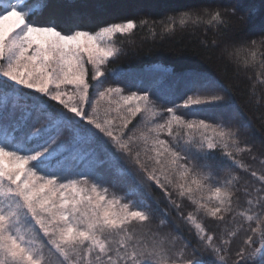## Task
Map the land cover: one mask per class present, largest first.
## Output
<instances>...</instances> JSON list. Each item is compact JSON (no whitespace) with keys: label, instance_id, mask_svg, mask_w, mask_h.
<instances>
[{"label":"snow or ice","instance_id":"obj_1","mask_svg":"<svg viewBox=\"0 0 264 264\" xmlns=\"http://www.w3.org/2000/svg\"><path fill=\"white\" fill-rule=\"evenodd\" d=\"M46 7L48 0L39 4L0 2V128H4L8 99L14 96L24 101L13 131L5 129L0 135V264H47L43 247L54 248L60 264H161L165 256L168 264H223L220 253L229 242L209 235L196 223L193 212L187 214V220L195 225L198 246L184 241L178 259L156 246L147 248L142 226L151 223L156 213L161 219L159 227L166 226L168 212L155 202L136 198L145 185L158 186L164 190L168 206L177 211L181 208L177 199L184 198L195 205L196 213L219 220L225 219L224 213L235 211L233 197L238 189L229 178L238 165L231 151L221 149V144L224 148L239 146L237 132L225 128L228 114L222 112L211 124L177 114L191 107L226 108L230 101L221 94L223 89L204 76L184 77L188 90L183 104L172 101L165 109L170 116L163 123H149L148 116L156 113L148 90L121 95L123 88L108 87L99 91V97L118 96V113L126 106L117 125L108 118L107 110L101 117L99 101L93 98L103 83L102 66L118 53L108 41L118 34H130L147 20L138 24L128 18L102 23L95 30L73 23L66 30L54 18L34 19L36 12ZM236 12L233 8L229 15ZM193 14L185 11L180 23ZM203 14L210 17L207 23L227 27L219 9H205ZM196 19L202 15L197 14ZM240 20L247 23L244 16ZM259 43L264 45V28ZM256 45V40L249 42L250 47ZM86 64L92 65L95 84L89 82ZM90 88L95 90L92 94ZM141 113L147 131L133 123ZM210 128L213 136L208 135ZM182 129L190 135L185 144L180 143ZM65 133L68 140L62 139ZM162 135L171 139H162ZM97 146L104 158L97 154ZM74 153L96 157L97 169L106 162L123 169L130 182L122 189L123 195L109 193L114 185L96 170L65 175L67 168L61 161ZM177 173L183 183L176 182ZM259 180L264 191V173ZM191 185L212 196L201 203L192 196ZM258 203L264 215V201ZM260 222L264 224V220ZM41 231L47 240L37 247L35 236ZM258 231L261 243L257 247ZM244 236L231 264H264V230L250 227ZM166 238L175 240L171 235Z\"/></svg>","mask_w":264,"mask_h":264},{"label":"trees","instance_id":"obj_2","mask_svg":"<svg viewBox=\"0 0 264 264\" xmlns=\"http://www.w3.org/2000/svg\"><path fill=\"white\" fill-rule=\"evenodd\" d=\"M28 2L39 4L43 0ZM233 8L237 9L235 16L229 15ZM205 9L208 12L219 9L227 27L220 26L218 22L207 23L210 17L203 14ZM189 10L194 14L184 17V23L181 24L182 14ZM197 14L202 15V19L197 20ZM241 16L247 19V23L240 20ZM49 18H54L66 30L73 23L95 30L102 23L122 22L131 18L139 24L141 20H147V24L130 34H118L110 40L118 53L102 66L105 75L100 78L103 83L98 91L92 88L89 90L90 94L95 91L93 98L94 101H99L97 107L101 117L103 118L107 110L108 118L113 119L117 125L126 114V106L118 113V96L112 94L103 99L99 97V91L108 87L123 88L121 95L148 90L156 113L155 116H148L149 123H163L170 116L165 109L172 106V101L183 104L182 97L188 90L184 77L204 76L223 89L221 94L230 101L226 108L191 107L181 109L177 114L184 115L186 120L205 119L210 124L222 112L228 114L225 128L230 127L233 132H237L239 146L224 148L221 144V149L231 151L238 165V170H234L229 178L231 184L238 189L233 197L235 211L224 213L225 219L219 220L205 216L202 212L196 213L195 205L187 198L182 201L177 199V203L181 204L177 211L168 206L164 190L158 186L145 185L137 192L136 198L143 199L146 203L155 202L168 212L166 226L159 227V213L155 214L151 223L142 226L145 233L143 241L147 248L156 246L166 252L170 251L178 259L184 241H193L195 245V225L187 220V214L193 212L196 223L202 224L209 235L222 237L229 242L220 256L223 257V264H231L235 250L242 246L243 239L246 238L244 232L250 227L264 230V224L260 222L264 220V215H261L258 203L264 201V191L261 190L259 180L264 173V45L259 43L261 29L264 28V0H48V7L38 10L34 19ZM251 40L257 41L255 47L249 46ZM87 69L90 84H95L91 80L92 65ZM23 103L24 101L14 96L8 99L4 112V128H0V135L5 129L8 132L13 131L15 121L21 116ZM50 104L54 108L58 107L55 102ZM230 108L235 109L237 115L230 114ZM236 118L242 120V125L237 124ZM145 122L143 113L133 118V123L138 128H144ZM248 127L250 130H247ZM144 130L147 131L146 128ZM196 135L199 136L200 133ZM208 135H214L211 128L208 129ZM161 138L171 139L165 135ZM62 139L68 140V134L65 133ZM189 139L187 129H182L180 143L185 144ZM96 152L104 158L103 150L99 146ZM231 162L229 160L227 163ZM61 163L67 168L65 175L72 171H98V174L114 185L109 188V193L115 191L117 195H123L122 189L127 188L130 183L123 169L110 162L97 169L96 157L89 158L74 153ZM252 172L256 176H252ZM175 180L178 183L184 182L179 173ZM191 187L194 190L192 196L201 203L207 202L212 196L211 192L197 191L195 185ZM258 215L260 220L257 219ZM249 216L252 217L251 220L248 219ZM169 235L175 237V240L167 239ZM255 236L258 247L261 243L259 231ZM43 238L47 240L46 237ZM229 247L231 252L228 251ZM43 253L47 264H60L61 258H56L54 248L49 250L48 247H43ZM164 258L168 259L167 256Z\"/></svg>","mask_w":264,"mask_h":264},{"label":"rangeland","instance_id":"obj_3","mask_svg":"<svg viewBox=\"0 0 264 264\" xmlns=\"http://www.w3.org/2000/svg\"><path fill=\"white\" fill-rule=\"evenodd\" d=\"M0 2L6 3L7 0H0ZM108 43H109L110 46L113 47L111 41H108ZM89 65H90V64H86V67H88ZM70 88H71V86H69V90H70ZM229 113H230V114H236V115H237V112H236L235 109H233V108H230V109H229ZM235 120H236V122H237L238 125H242V120H240V119H238V118H236ZM247 130H250V127H248ZM21 227L23 228L24 226L21 225ZM37 227H38V226H37ZM41 233H42V231H41L40 233L36 234V236H35V245H36L37 247H43V244H44V241H45V239L43 238V233H42V234H41ZM45 253H46V248H45ZM59 257H60V256L57 254V257H56V258H59ZM60 258H61V257H60ZM54 259H55V258H54V255H53L52 260H54ZM161 262H165L166 264H168V259H166V258L163 257V258L161 259Z\"/></svg>","mask_w":264,"mask_h":264}]
</instances>
